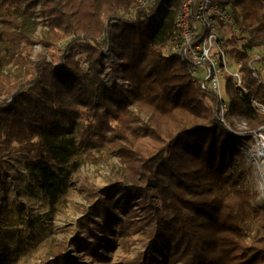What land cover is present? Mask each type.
<instances>
[{
    "label": "trees",
    "instance_id": "trees-1",
    "mask_svg": "<svg viewBox=\"0 0 264 264\" xmlns=\"http://www.w3.org/2000/svg\"><path fill=\"white\" fill-rule=\"evenodd\" d=\"M159 1L168 7L153 28L159 3L146 12L138 0H0V68L9 65L0 69V182L19 161L55 210L63 166L107 147L126 179L101 189L89 214L117 220L123 237L143 228L144 252L127 264H264V205L239 163L240 143L264 132V80L249 53L264 49V0L233 2L230 43L242 45L228 54L241 61V83L225 74L223 120L218 95L165 53L178 0ZM233 119L244 121L241 134L228 128ZM137 196L141 220L119 219L114 203ZM42 218L19 207L23 228Z\"/></svg>",
    "mask_w": 264,
    "mask_h": 264
},
{
    "label": "rangeland",
    "instance_id": "rangeland-1",
    "mask_svg": "<svg viewBox=\"0 0 264 264\" xmlns=\"http://www.w3.org/2000/svg\"><path fill=\"white\" fill-rule=\"evenodd\" d=\"M45 29L38 16L35 34L41 35ZM40 50L36 44L35 52ZM249 53L255 58L252 65L258 76L264 80V62L259 60L261 51L256 47ZM227 63L235 69L233 61ZM7 68L9 65L0 69ZM223 85H220V95L226 98ZM232 125L240 132L245 128L242 119H233ZM256 144L255 136L253 140L240 143L242 156L239 163L247 170V185L258 192L254 204L264 205L261 158L255 151ZM123 167L119 157L107 147L94 151L93 160L79 156L76 162L64 165L59 171L62 201L55 210H51L47 197L26 174L21 163L9 160V169L1 174L0 182V264H51L53 261V264H127V260L136 259L144 252L147 241L143 228L127 230L130 234L123 237L118 234L117 220L106 224L99 212L89 214L96 198L104 196L101 189L107 190L112 184L126 179L121 170ZM134 185L144 186L140 181ZM150 193V199L157 200L156 192L151 189ZM140 199L137 196L124 202L116 201L117 217L130 223L140 221ZM120 205L126 207L125 211ZM19 207L31 214L42 215V222L32 229L21 227L18 224ZM85 217L87 219L82 224Z\"/></svg>",
    "mask_w": 264,
    "mask_h": 264
},
{
    "label": "built area",
    "instance_id": "built-area-1",
    "mask_svg": "<svg viewBox=\"0 0 264 264\" xmlns=\"http://www.w3.org/2000/svg\"><path fill=\"white\" fill-rule=\"evenodd\" d=\"M233 2L234 0H178L173 29L165 47L166 54L179 56L189 63L192 77L200 81L203 89L213 91L223 101L219 112L222 120L228 108V101L220 95V85L225 82V74L231 76L235 85L239 86L241 83V61L234 60L228 54V49L232 46L239 48L242 45L241 40L234 45L230 43L231 37L239 33ZM138 5L146 12L157 6L155 12L150 14L153 28L158 25L165 7H168L159 0H138ZM228 61L234 62V70L230 68ZM250 67L252 74L258 76L252 62ZM256 105L260 109L257 103ZM227 126L234 133H242L229 124ZM255 139L257 142L264 139V132L256 133Z\"/></svg>",
    "mask_w": 264,
    "mask_h": 264
},
{
    "label": "bare ground",
    "instance_id": "bare-ground-1",
    "mask_svg": "<svg viewBox=\"0 0 264 264\" xmlns=\"http://www.w3.org/2000/svg\"><path fill=\"white\" fill-rule=\"evenodd\" d=\"M255 151L259 154L260 160V175L262 179V189L264 190V139L259 140L256 144Z\"/></svg>",
    "mask_w": 264,
    "mask_h": 264
},
{
    "label": "water",
    "instance_id": "water-1",
    "mask_svg": "<svg viewBox=\"0 0 264 264\" xmlns=\"http://www.w3.org/2000/svg\"><path fill=\"white\" fill-rule=\"evenodd\" d=\"M258 106L260 107V109H264V104L262 102H257Z\"/></svg>",
    "mask_w": 264,
    "mask_h": 264
},
{
    "label": "crops",
    "instance_id": "crops-1",
    "mask_svg": "<svg viewBox=\"0 0 264 264\" xmlns=\"http://www.w3.org/2000/svg\"><path fill=\"white\" fill-rule=\"evenodd\" d=\"M259 48V50L261 51V54H263L264 53V49H262V48H260V47H258Z\"/></svg>",
    "mask_w": 264,
    "mask_h": 264
}]
</instances>
